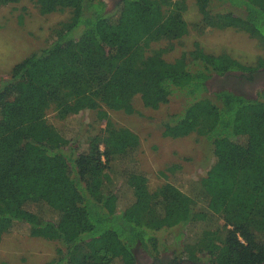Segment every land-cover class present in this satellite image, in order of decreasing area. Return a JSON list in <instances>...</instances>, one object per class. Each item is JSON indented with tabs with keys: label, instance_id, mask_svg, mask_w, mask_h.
Masks as SVG:
<instances>
[{
	"label": "trees",
	"instance_id": "16d2710c",
	"mask_svg": "<svg viewBox=\"0 0 264 264\" xmlns=\"http://www.w3.org/2000/svg\"><path fill=\"white\" fill-rule=\"evenodd\" d=\"M19 1L0 0V8ZM33 2L42 15L71 16L52 29L47 46L0 79V241L18 228L60 242L54 264H114L137 245L156 259V233L179 227L172 240L181 260L262 263L264 92L208 94L205 84L211 73L255 67L226 52L207 53L198 42L165 62V49L146 55L142 40L170 47L191 29L210 26L245 32L264 49V0H194L200 16L191 24L186 0H117L111 9L105 0ZM142 91L155 104L176 93L186 98L163 121V137L195 134L214 142L217 163L206 178L189 180V193L171 182L151 188L134 166L138 135L108 117L107 108L125 109L129 95ZM50 110L59 119L94 111L104 128L83 135L79 150L51 125H39ZM118 182L131 197L124 207ZM64 228L75 232L68 242Z\"/></svg>",
	"mask_w": 264,
	"mask_h": 264
},
{
	"label": "rangeland",
	"instance_id": "374dc122",
	"mask_svg": "<svg viewBox=\"0 0 264 264\" xmlns=\"http://www.w3.org/2000/svg\"><path fill=\"white\" fill-rule=\"evenodd\" d=\"M105 1L107 9L114 6L111 0ZM186 2L188 9L185 18L191 24L196 22L200 15L194 0H186ZM70 16V10L42 15L33 0H21L2 6L0 8V79H6L10 68L23 57L47 46L52 29ZM194 42H198L207 53L226 52L242 65L256 67L261 59L264 60V49L258 42L249 38L245 32L233 28L221 30L207 26L202 33L191 29L180 40L172 41L170 47L166 40L151 41L146 37L142 40L146 55L152 54L154 50L165 49L160 50L165 62H172L182 52L192 49ZM211 89L207 88L208 94H212ZM165 99L166 101L155 104L152 103L154 101L150 94L146 95L143 91L133 92L127 98L125 109L105 108L112 122L125 126L138 135L140 146L135 153L134 166L147 177L149 186L153 188L163 182H171L185 193H189V180L206 178L217 163L214 142L195 134L179 138L163 137V121L169 115L179 112L186 101L181 93L172 94ZM95 121L97 120L94 111L83 110L76 115L59 119L55 112L50 110L39 125H51L58 132V136L60 134L80 150L84 147L83 135L93 134L104 128L103 121H97L98 125ZM224 143L227 142L223 141L221 146L227 152V145ZM117 190L119 207L131 202L129 190L123 182H118ZM179 229L173 227L156 233L162 244L159 246L156 259L137 245L133 249V255L124 252L114 264H151L154 260L163 264L169 259V261L181 260L178 257L181 247L179 244H173L172 240ZM187 230L189 236L193 235V229L190 231V228H187ZM63 233L66 242L75 236L74 230L70 228H64ZM169 237L170 240L167 241ZM59 247H62V244L58 241L31 238L24 230L16 228L4 234L0 241V261H8L11 264H54L57 259L56 250Z\"/></svg>",
	"mask_w": 264,
	"mask_h": 264
},
{
	"label": "flooded vegetation",
	"instance_id": "af4514ba",
	"mask_svg": "<svg viewBox=\"0 0 264 264\" xmlns=\"http://www.w3.org/2000/svg\"><path fill=\"white\" fill-rule=\"evenodd\" d=\"M116 1L111 0L112 5ZM205 84L208 89L212 88L213 92L227 90L246 98H256L259 93L264 92V67L259 66L250 70H227L222 74L211 73ZM169 260L164 261L163 264H209L204 261ZM151 264L161 263L154 260ZM260 264H264V261Z\"/></svg>",
	"mask_w": 264,
	"mask_h": 264
}]
</instances>
